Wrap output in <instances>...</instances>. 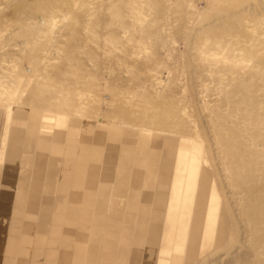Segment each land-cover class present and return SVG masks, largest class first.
Listing matches in <instances>:
<instances>
[{"label": "rangeland", "instance_id": "374dc122", "mask_svg": "<svg viewBox=\"0 0 264 264\" xmlns=\"http://www.w3.org/2000/svg\"><path fill=\"white\" fill-rule=\"evenodd\" d=\"M20 113L150 137L168 186L182 143L221 220L182 264H264V0H0V167Z\"/></svg>", "mask_w": 264, "mask_h": 264}, {"label": "crops", "instance_id": "0c3cea01", "mask_svg": "<svg viewBox=\"0 0 264 264\" xmlns=\"http://www.w3.org/2000/svg\"><path fill=\"white\" fill-rule=\"evenodd\" d=\"M18 119L37 127L15 132L20 145L0 167V264H154L156 247V264H182L206 239L220 241L217 201L200 188L196 157L182 143L163 153V164L174 165L168 186L151 139L141 146L135 135L120 140L87 121L51 130L36 114Z\"/></svg>", "mask_w": 264, "mask_h": 264}, {"label": "bare ground", "instance_id": "6f19581e", "mask_svg": "<svg viewBox=\"0 0 264 264\" xmlns=\"http://www.w3.org/2000/svg\"><path fill=\"white\" fill-rule=\"evenodd\" d=\"M24 121H25V119H24ZM26 123V122H25ZM24 122L22 123V125H21V128H23V125L25 124ZM59 123H61V122H58L57 124H59ZM33 124H35V126H37V121H35V119L33 120ZM32 124V125H33ZM63 124V123H62ZM32 125H30L31 127H32ZM28 127L29 129H28V133H31L32 131H34L35 129L34 128H31V127ZM61 126H63V125H61ZM31 128V129H30ZM17 131V130H16ZM35 132V131H34ZM46 133V132H45ZM58 138V137H57ZM60 138H58V140H59ZM150 137H147V136H140V138H139V143H145V145H147V144H149L150 143ZM141 145V144H140ZM187 155V154H186ZM180 156V155H179ZM152 159V158H151ZM156 164V163H155ZM66 165V164H65ZM97 177V176H96ZM62 183V182H61ZM67 183V182H66ZM128 192V191H127ZM179 200V199H178ZM178 203V202H177ZM169 226V225H168ZM134 233V232H133ZM129 234H130V232H129ZM131 235V234H130ZM129 235V236H130ZM155 240V239H154ZM153 241V240H152ZM147 243V242H146ZM150 245V244H149ZM148 258V257H147Z\"/></svg>", "mask_w": 264, "mask_h": 264}]
</instances>
